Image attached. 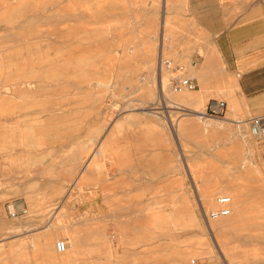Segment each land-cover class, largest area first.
Instances as JSON below:
<instances>
[{
  "label": "rangeland",
  "instance_id": "1",
  "mask_svg": "<svg viewBox=\"0 0 264 264\" xmlns=\"http://www.w3.org/2000/svg\"><path fill=\"white\" fill-rule=\"evenodd\" d=\"M164 1L0 0V264H264V140L199 112L174 139ZM221 187L243 212L212 230Z\"/></svg>",
  "mask_w": 264,
  "mask_h": 264
},
{
  "label": "crops",
  "instance_id": "2",
  "mask_svg": "<svg viewBox=\"0 0 264 264\" xmlns=\"http://www.w3.org/2000/svg\"><path fill=\"white\" fill-rule=\"evenodd\" d=\"M162 13L160 54L170 55L171 70L197 85L166 112L174 139L180 127L198 120L191 113L212 100L225 101L224 113L213 118L239 139L251 117L264 115V0H165ZM182 109L190 117L181 118ZM166 153H149L148 165L158 166L154 176L165 175Z\"/></svg>",
  "mask_w": 264,
  "mask_h": 264
},
{
  "label": "built area",
  "instance_id": "3",
  "mask_svg": "<svg viewBox=\"0 0 264 264\" xmlns=\"http://www.w3.org/2000/svg\"><path fill=\"white\" fill-rule=\"evenodd\" d=\"M172 88L175 92L193 91L197 88L196 83L188 77L176 76L173 78ZM226 108L225 101L212 100L207 105L204 115L207 116H219L224 113ZM249 125L252 134L259 140H264V115H256L249 119ZM232 202L231 196H223L219 199V203L223 206L218 210L211 212L212 218H219L223 216H229L232 213L230 204ZM56 250L59 253H65L68 250V242L64 239H60L55 244ZM191 264H197L196 259L192 260Z\"/></svg>",
  "mask_w": 264,
  "mask_h": 264
},
{
  "label": "bare ground",
  "instance_id": "4",
  "mask_svg": "<svg viewBox=\"0 0 264 264\" xmlns=\"http://www.w3.org/2000/svg\"><path fill=\"white\" fill-rule=\"evenodd\" d=\"M1 38H2V36H1ZM4 87L6 88V92L10 93L12 88H10L8 85H6ZM184 98L189 99L190 97L188 95H184L183 99ZM198 115L202 117V115H204V113L202 111H200L198 113ZM210 124H212V122L208 123V125H210ZM34 135H35V133H34ZM201 193H202L201 199L203 200V203H202L203 207H204V205H207V206L215 205L216 199H217V202H219V199L221 197L226 196V195H219L218 197H215L219 193H227V195L231 196L233 200L235 199L234 202H232V208L234 207L236 214H234V216H232V218H227L225 220L216 221V222L215 221L209 222L212 230L214 228H220V227L223 229L224 228H234L236 226V223L238 222V220L235 219L234 217L243 212V209H242V205L244 204L243 194H241L240 192L235 190V188H233V187H221V188H217L216 190H209L208 192L202 191ZM71 240L72 241H68V242L69 243L72 242L73 250L75 252L79 248L80 239L78 238V236L75 235V236H71ZM45 249L47 250V252L49 254L54 253V249H53L51 243H46ZM73 250H72V252H73ZM72 252H71V250H69V251L67 250V252L64 253V257H66V259H71V257H72L71 253Z\"/></svg>",
  "mask_w": 264,
  "mask_h": 264
}]
</instances>
